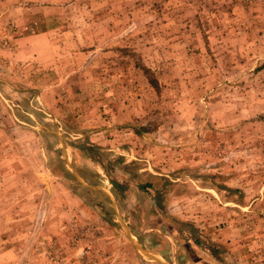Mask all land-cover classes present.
<instances>
[{"label": "rangeland", "instance_id": "obj_1", "mask_svg": "<svg viewBox=\"0 0 264 264\" xmlns=\"http://www.w3.org/2000/svg\"><path fill=\"white\" fill-rule=\"evenodd\" d=\"M0 264H264V0H0Z\"/></svg>", "mask_w": 264, "mask_h": 264}, {"label": "trees", "instance_id": "obj_2", "mask_svg": "<svg viewBox=\"0 0 264 264\" xmlns=\"http://www.w3.org/2000/svg\"><path fill=\"white\" fill-rule=\"evenodd\" d=\"M114 184V186H117L118 184L115 182V183H113Z\"/></svg>", "mask_w": 264, "mask_h": 264}]
</instances>
